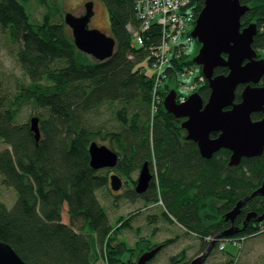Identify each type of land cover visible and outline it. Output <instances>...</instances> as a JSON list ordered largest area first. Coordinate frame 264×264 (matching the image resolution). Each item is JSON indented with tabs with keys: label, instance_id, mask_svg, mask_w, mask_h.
<instances>
[{
	"label": "trees",
	"instance_id": "1",
	"mask_svg": "<svg viewBox=\"0 0 264 264\" xmlns=\"http://www.w3.org/2000/svg\"><path fill=\"white\" fill-rule=\"evenodd\" d=\"M33 1L0 0V24L4 33L8 32L15 56L29 78L11 90L0 87V140L10 146L0 151V174L3 183L14 187L18 194L12 208L0 199V240L10 244L28 264H95L93 244L107 249L108 264L134 263L144 251L158 245H162V251L174 241L154 242L138 235L134 246L127 241L114 244L122 228H132L136 213L119 217L116 228L110 222L99 192L111 188V168L103 173L93 169L88 151L99 136L108 139L112 150L117 148L114 151L119 154V162L115 169L125 178L142 168L154 153L159 183L154 173L145 193L136 192V181L126 197L143 198L148 208L161 198L165 206L163 220L178 224L185 234L197 235L203 244L195 256L188 257L183 250L169 260V264H190L217 234L231 226L226 213L262 184L264 153L243 158L238 166L231 167L228 149L208 159L201 156L195 142L186 139L182 120L167 112L163 102L177 72L195 64L187 54L174 61L157 87V72L150 75L143 65L148 60L152 66L146 45L127 30V24L139 23L137 0H102L109 12L110 35L116 41L112 57L102 61L77 49L59 0H35L44 9L40 20L31 11ZM241 3L249 6L242 27L257 23L253 47L258 57L264 58V0ZM193 4L198 16L205 0H193ZM153 33L152 42L160 35L158 31ZM227 72L226 67L215 70L216 74ZM259 85H264V77ZM243 87L240 85L236 91V102L241 101ZM199 90L206 101L211 93L208 83ZM151 102L157 106L154 118ZM28 104L41 109L39 142L30 123L18 120ZM114 105L118 106L114 117L118 127L110 121L94 126L92 117L103 107ZM252 117L257 120L263 114L254 113ZM65 205L68 222L62 215ZM252 211L264 212V196L257 195L245 203L236 218L237 225L242 227ZM262 228L264 221L252 220L244 230L219 240L211 252L222 251L220 246L227 240L238 245L264 233Z\"/></svg>",
	"mask_w": 264,
	"mask_h": 264
},
{
	"label": "water",
	"instance_id": "2",
	"mask_svg": "<svg viewBox=\"0 0 264 264\" xmlns=\"http://www.w3.org/2000/svg\"><path fill=\"white\" fill-rule=\"evenodd\" d=\"M82 15L66 12V25L71 28L74 44L78 50L91 55L97 60H106L114 54L116 41L99 28L90 27L95 14L94 1L85 3ZM249 6L241 0H205V4L196 20L192 37L200 47L192 57V62L199 65L211 89L205 101L198 90L180 103L179 92L173 86L164 99V108L176 118L182 119L181 127L187 132L186 139L195 142L201 156L212 158L221 149L231 151L229 165L238 166L243 158L261 156L264 153V116L254 120L252 115L261 112L264 115V85H259L264 77V58H259L253 47L258 33V25L252 22L242 27V17ZM218 67H226L227 73L216 74ZM175 83V82H174ZM245 85L241 92V101L236 102V91ZM40 119L33 116L30 128L36 139L41 137ZM217 133L213 137L212 134ZM90 164L94 169L117 167L119 155L105 144L96 141L89 146ZM150 164L145 162L140 170L135 190L145 193L154 179ZM110 186L113 191L124 188V180L118 173L110 175ZM257 195L264 196V180L250 195L237 202L235 207L226 213V220L231 226L217 234L207 249L192 259L190 264H205L217 242L231 237L244 230L249 222L264 221V212H249L238 226L236 218L245 203ZM162 245L144 251L134 263L149 264L161 250ZM0 264H27L15 249L0 240Z\"/></svg>",
	"mask_w": 264,
	"mask_h": 264
},
{
	"label": "rangeland",
	"instance_id": "3",
	"mask_svg": "<svg viewBox=\"0 0 264 264\" xmlns=\"http://www.w3.org/2000/svg\"><path fill=\"white\" fill-rule=\"evenodd\" d=\"M59 1L60 10L63 15L66 12H73L74 14L81 15L86 10L85 3L90 0ZM93 1L95 14L91 20L90 27L99 28L103 32H106L108 35H110L111 23L109 12L102 0ZM192 4L193 3L191 2L190 5ZM31 11L38 20L42 18L44 13V9L40 7L35 0L32 3ZM4 30L5 29L2 28L0 24V87L7 86L11 90L17 86L18 82H28L29 78L24 75L22 66L18 58L15 56L13 45L9 40V34L8 32L4 33ZM198 50L199 43L193 40L186 47V53H182V55L185 56L187 54V59H192V57L197 53ZM143 65L145 66L148 74L151 75L154 73V70L152 67H150L148 60L144 61ZM190 68L194 70L192 74L190 72L187 75L181 76L179 81L172 84V86L177 89V91H184V88L180 84H191L195 82L196 77L201 73V67L199 65L190 66L189 68H186V70L190 71ZM198 86L199 88L202 87L203 82L199 83ZM117 107V105H114L113 108L103 107L101 111H99L92 117L95 124L94 126H104L106 122L110 121L111 124H114V126L118 127V122L114 123V117L116 115ZM151 108L152 118H154V116L156 115V109L154 108L153 102H151ZM39 112H41V109L39 107L34 104H28L22 108L18 120L21 122H30V118L32 116H40ZM104 128H107L108 130L111 129L107 126ZM40 139H36L37 142H39ZM96 139L99 144H106L108 146L112 145L109 144L110 142L108 141V139H101V137L99 136ZM7 147H9V145L5 141L0 140V150H3ZM114 149L117 150L115 146ZM145 162H148L150 164L151 172L156 174V182L158 184L159 179L157 159L154 153H152V156L148 157L146 161L142 163V167ZM104 169L105 168L99 169L101 170L100 173H103ZM140 170L141 166L139 169L134 171L131 177L125 178L126 176L124 174L122 175V173L118 169H111L110 174L108 172V175L118 173L128 181L126 182L124 188L120 191V193H118V195H114V193H112V189H109L108 187L102 188L99 192V198L101 202L107 207L108 214L110 216V222L114 228L117 227L119 217H127L132 212L136 213H133V215L135 214L133 220V215L131 217L132 228H127L128 226L122 228L120 234H118L117 238L113 240L115 242L114 244L124 243L127 241L130 246H134V243L138 239V235L148 236L154 242H163L168 239H174V241L169 246L165 247L158 253L152 264H169V260L171 259V257L176 256L183 250H186L188 257L195 256L200 251V242L197 239V235L185 234L182 227H180L178 224L175 223L174 225V223H171L170 221L163 220L162 211L165 209V206L161 198L156 203L151 204L148 208L149 204L143 198H136L133 200L132 198L126 197V194L133 188L134 182L137 181ZM17 197L18 194L15 188L6 186L3 183V177L0 174V199L5 202V204L9 208H12L17 200ZM209 212L212 213L210 209ZM62 215L63 220L65 222H68L69 217L67 206L64 207ZM155 227H157V229H154ZM262 230H264V228H262ZM238 245H241V248H239ZM238 245L234 241L227 240L226 248L221 249L222 251L216 250L214 253L211 252V255L208 257L205 264H227L232 260L234 262L233 264H264V233L255 235L253 237H248L241 242H238ZM93 249L97 257L95 264H108L107 249L104 248L103 250H101L97 246V244H93Z\"/></svg>",
	"mask_w": 264,
	"mask_h": 264
},
{
	"label": "built area",
	"instance_id": "4",
	"mask_svg": "<svg viewBox=\"0 0 264 264\" xmlns=\"http://www.w3.org/2000/svg\"><path fill=\"white\" fill-rule=\"evenodd\" d=\"M193 0H137L136 10L139 23L134 26V38L140 44L146 45L148 56L152 60V68L157 73V87L161 84L162 78L168 74L166 70L173 65V62L181 59L182 53H186V47L192 42V31L195 28L198 18L194 4L190 5ZM154 29V30H153ZM155 31L159 32L158 40H153ZM194 72L190 71L177 72L176 76L179 81L181 76ZM163 74V75H162ZM162 75V76H161ZM204 77L198 75L196 81L191 84H180L184 91H178V102H185L189 95L199 90V83H204ZM154 103V108L157 106ZM153 108V109H154ZM226 246L223 243L220 249Z\"/></svg>",
	"mask_w": 264,
	"mask_h": 264
},
{
	"label": "bare ground",
	"instance_id": "5",
	"mask_svg": "<svg viewBox=\"0 0 264 264\" xmlns=\"http://www.w3.org/2000/svg\"><path fill=\"white\" fill-rule=\"evenodd\" d=\"M84 14V13H83ZM82 15V14H81ZM134 29H135V27L131 24V23H129V24H127V30L129 31V33L130 34H132V36H134V34H133V31H134ZM70 30H71V28H70ZM72 31V30H71ZM106 33V32H105ZM192 35V34H191ZM74 40V39H73ZM193 40H196L195 38H193ZM192 40V41H193ZM144 45H147V42H145V44ZM199 47H200V45H199ZM86 54V53H85ZM89 55V54H88ZM195 64V63H194ZM195 65H197V64H195ZM193 70V69H192ZM194 71V70H193ZM199 75H202L203 77H204V83L206 84L207 83V80H206V77L203 75V73H202V69H201V73L199 74ZM244 87H245V85H243ZM244 87H243V89H244ZM31 119V118H30ZM30 123V122H29ZM40 133H41V130H40ZM35 134V133H34ZM7 148H10V146L9 147H7ZM6 149V148H5ZM4 150V149H3ZM0 151H2V150H0ZM91 165V164H90ZM94 169V168H93ZM95 170H99V169H95ZM66 206V205H65ZM65 222V221H64ZM28 264V263H27Z\"/></svg>",
	"mask_w": 264,
	"mask_h": 264
},
{
	"label": "flooded vegetation",
	"instance_id": "6",
	"mask_svg": "<svg viewBox=\"0 0 264 264\" xmlns=\"http://www.w3.org/2000/svg\"><path fill=\"white\" fill-rule=\"evenodd\" d=\"M84 13H85V12H84ZM195 41H197V40H195ZM124 185H125V181H124ZM120 191H121V190H120ZM120 191H117V192L120 193ZM200 244H203L202 241H201ZM203 252H204V251H203ZM210 255H211V253H210ZM210 255H209V256H210Z\"/></svg>",
	"mask_w": 264,
	"mask_h": 264
},
{
	"label": "clouds",
	"instance_id": "7",
	"mask_svg": "<svg viewBox=\"0 0 264 264\" xmlns=\"http://www.w3.org/2000/svg\"><path fill=\"white\" fill-rule=\"evenodd\" d=\"M195 26H196V25H195ZM197 52H198V51H197ZM177 81H178V79L175 80V82H177ZM203 85H205V83H203ZM197 91H198V90H197ZM199 91H200V90H199ZM193 93H194V92H193ZM191 94H192V93H191Z\"/></svg>",
	"mask_w": 264,
	"mask_h": 264
}]
</instances>
